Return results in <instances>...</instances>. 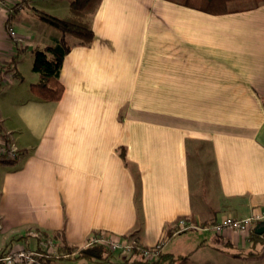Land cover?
I'll use <instances>...</instances> for the list:
<instances>
[{
	"label": "crops",
	"instance_id": "crops-1",
	"mask_svg": "<svg viewBox=\"0 0 264 264\" xmlns=\"http://www.w3.org/2000/svg\"><path fill=\"white\" fill-rule=\"evenodd\" d=\"M20 1L7 0L0 17V132L19 149L0 161V252H38V238L60 231L77 247L133 235L187 256L176 264H264V220L247 232L212 230L264 212V4L211 15L167 0H102L91 44L62 59L61 98L40 101L29 90L32 50L58 34L18 16L51 0L12 8ZM192 169L202 170L196 189Z\"/></svg>",
	"mask_w": 264,
	"mask_h": 264
},
{
	"label": "trees",
	"instance_id": "trees-1",
	"mask_svg": "<svg viewBox=\"0 0 264 264\" xmlns=\"http://www.w3.org/2000/svg\"><path fill=\"white\" fill-rule=\"evenodd\" d=\"M24 1V0H21ZM13 5L15 8L21 3ZM67 13L61 17L38 11L36 16L54 29L58 36L52 45L45 49H33L32 71L38 75V80L29 85L30 93L40 101H58L63 94V85L59 75L62 59L75 45L88 46L91 44L94 33L92 28L93 17L102 0H68ZM188 8L202 11L211 15H222L245 11L264 4V0H167ZM241 1V2H240ZM240 2V3H239ZM246 2V3H245ZM239 3V4H238ZM243 3V4H241ZM10 16L9 10L7 16ZM120 156L127 165L124 150H119ZM5 161V160H0ZM14 161V160H12ZM11 162V161H7ZM250 230V229H249ZM174 231L168 230L164 240L168 239ZM51 238L56 243L55 254H46L38 245L37 251L41 254L40 262L49 264L50 261L60 258H80L87 261H107L118 258L121 264H176L187 256H175L158 247H148L135 236L128 238L130 250L126 255L111 252L103 244H91L77 247L67 244L62 232L54 231ZM45 235V234H43ZM47 236V235H45ZM260 235L254 230L249 232V240L257 242ZM42 238H38L40 242ZM116 255H115V254Z\"/></svg>",
	"mask_w": 264,
	"mask_h": 264
},
{
	"label": "built area",
	"instance_id": "built-area-1",
	"mask_svg": "<svg viewBox=\"0 0 264 264\" xmlns=\"http://www.w3.org/2000/svg\"><path fill=\"white\" fill-rule=\"evenodd\" d=\"M7 0H0V17L2 12L6 9ZM7 34L10 39L16 38L15 31L11 28H7ZM18 147L3 133L0 132V160L12 161L18 157ZM264 220V212H253L251 215L241 219H233L224 217L216 222L212 226V230L216 233H221L225 229H231L237 232H247L254 222ZM178 227L183 229L186 224L183 220L178 221ZM30 236L36 237L34 232L29 233ZM40 246L44 253L48 255L55 254V250L52 249L53 242L50 239H41ZM103 244L111 252L118 253L120 255H126L130 250V245L126 240L121 238H109L93 235L88 239V245L91 244ZM158 247V245H156ZM39 252H36L27 247H11L6 251L0 252V264H39L40 263Z\"/></svg>",
	"mask_w": 264,
	"mask_h": 264
},
{
	"label": "rangeland",
	"instance_id": "rangeland-1",
	"mask_svg": "<svg viewBox=\"0 0 264 264\" xmlns=\"http://www.w3.org/2000/svg\"><path fill=\"white\" fill-rule=\"evenodd\" d=\"M241 2V1H240ZM239 2V3H240ZM238 3V4H239ZM246 3V2H245ZM41 4V3H40ZM40 4H36L33 3L31 5V7L27 8L25 11H23V13L19 14V18L21 19V21H23V23H27V25L29 24L30 26V29H32L33 31L35 32H39L41 30V28H47V23H45L44 21L38 19L37 17L35 18L34 16H32L33 14V9H38L39 11H42V12H46V13H49L51 15H55V16H58V17H61L63 15H65L67 13V9H68V4H69V1L68 0H51L49 2H47L46 4L44 5H41L39 6ZM243 4V3H241ZM41 26H44V27H41ZM49 27V26H48ZM47 30V29H45ZM48 33V31H45ZM28 56V55H27ZM28 57L25 56V60L24 62H21L20 64V68L19 70L22 71V74L24 75L25 77V80L26 81H29V74H28V61L27 59ZM2 73H7L6 70L4 69L2 71ZM193 171V169H192ZM202 170H198L197 171V174L193 171L192 174H191V180H192V187L193 189H196L194 187V184H195V180L197 178L198 180V172H201ZM196 174V176H195ZM195 178V179H194ZM200 178V177H199ZM197 186V185H195ZM208 192H212V189H210ZM181 220V219H180ZM178 228V227H177ZM194 227H191V228H188L185 230V232H195L193 231ZM213 234L211 233V236ZM43 239V238H42ZM47 240V239H46ZM53 247L52 249H56V243L55 241L53 240ZM88 245V241L85 242V244L82 245V247L84 246H87ZM106 247V246H105ZM223 247H226L225 245ZM225 250H227L226 248H224ZM229 249V248H228ZM56 251V250H55Z\"/></svg>",
	"mask_w": 264,
	"mask_h": 264
},
{
	"label": "water",
	"instance_id": "water-1",
	"mask_svg": "<svg viewBox=\"0 0 264 264\" xmlns=\"http://www.w3.org/2000/svg\"><path fill=\"white\" fill-rule=\"evenodd\" d=\"M262 232H264V225H262L258 230L257 233L261 234Z\"/></svg>",
	"mask_w": 264,
	"mask_h": 264
}]
</instances>
